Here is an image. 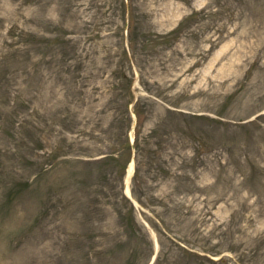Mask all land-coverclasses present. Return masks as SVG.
<instances>
[{"label":"rangeland","instance_id":"374dc122","mask_svg":"<svg viewBox=\"0 0 264 264\" xmlns=\"http://www.w3.org/2000/svg\"><path fill=\"white\" fill-rule=\"evenodd\" d=\"M154 255L264 264V0H0V264Z\"/></svg>","mask_w":264,"mask_h":264},{"label":"bare ground","instance_id":"6f19581e","mask_svg":"<svg viewBox=\"0 0 264 264\" xmlns=\"http://www.w3.org/2000/svg\"><path fill=\"white\" fill-rule=\"evenodd\" d=\"M133 167H134V165H133V163L131 162L130 165H129L128 175H131V174H132V172H133ZM126 191L129 193V186H128V185L126 186Z\"/></svg>","mask_w":264,"mask_h":264}]
</instances>
